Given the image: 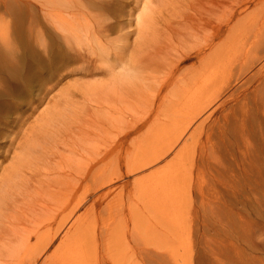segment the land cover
<instances>
[{
    "label": "bare ground",
    "instance_id": "obj_1",
    "mask_svg": "<svg viewBox=\"0 0 264 264\" xmlns=\"http://www.w3.org/2000/svg\"><path fill=\"white\" fill-rule=\"evenodd\" d=\"M253 1L24 0L26 18L0 16V124L14 136L0 147V264L173 254L184 216L167 213L183 207L175 149L210 112L189 134L170 132L264 18ZM72 65L81 81L52 95Z\"/></svg>",
    "mask_w": 264,
    "mask_h": 264
},
{
    "label": "rangeland",
    "instance_id": "obj_2",
    "mask_svg": "<svg viewBox=\"0 0 264 264\" xmlns=\"http://www.w3.org/2000/svg\"><path fill=\"white\" fill-rule=\"evenodd\" d=\"M21 1L0 0V16L26 18ZM258 1L262 0L253 3ZM254 26L239 36L238 49L224 54L211 76L208 95L175 117L170 137L183 130L189 134L210 112L192 137L177 143L183 207L175 205L167 213L175 217L184 214L179 219L183 224L181 240L172 246L171 255L161 248L156 264H264V18ZM62 74L64 77L55 78L58 86L52 95L82 79L74 65ZM201 108L204 110L197 114ZM36 113L30 115V124ZM10 129L0 124L4 134L0 147L13 136ZM4 154L0 150V155ZM173 155L167 158L169 162ZM174 168L167 165L160 169L157 178H162V186ZM161 226L173 228L168 221Z\"/></svg>",
    "mask_w": 264,
    "mask_h": 264
}]
</instances>
